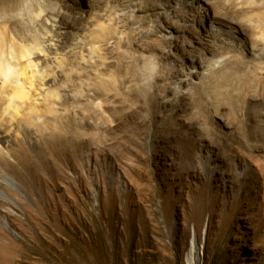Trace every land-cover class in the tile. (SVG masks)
I'll return each mask as SVG.
<instances>
[{
    "label": "rangeland",
    "instance_id": "1",
    "mask_svg": "<svg viewBox=\"0 0 264 264\" xmlns=\"http://www.w3.org/2000/svg\"><path fill=\"white\" fill-rule=\"evenodd\" d=\"M194 238L264 264V0H0V264H189Z\"/></svg>",
    "mask_w": 264,
    "mask_h": 264
},
{
    "label": "bare ground",
    "instance_id": "2",
    "mask_svg": "<svg viewBox=\"0 0 264 264\" xmlns=\"http://www.w3.org/2000/svg\"><path fill=\"white\" fill-rule=\"evenodd\" d=\"M42 16H44L43 14H41ZM41 16V17H42ZM50 20V19H49ZM48 19H46V21H45V24H47V25H49V26H51L52 27V29H53V27H54V24H55V22H50ZM48 26V27H49ZM37 30H36V28L35 29H31V31H30V35L29 36H31V38L33 39V43L32 44H29L28 46H23V44H22V51H23V54L21 55V57H23V58H25L26 59V61H27V70L29 69V71L31 72V74H32V76H33V78H35V79H37V78H41V80L43 81V79H47V76L46 75H44V74H41V75H39V69H38V66H39V64H38V62H37V59L39 58V57H43V58H48V56H49V53H50V51L51 50H55L57 47H58V43L60 42V39H58L57 38V36H56V34H54L53 33V30H52V33H50V34H48V32H47V34H48V37H44V38H42L41 40H39L38 39V37L36 36L37 35ZM101 32V31H100ZM104 35V33L103 32H101V34L99 35V36H97L98 38H101L102 36ZM101 36V37H100ZM104 37V36H103ZM50 39V40H49ZM13 44V43H12ZM14 45V44H13ZM13 45H12V52H11V54H12V58L10 59V61L11 62H15V61H21V57L18 55V54H16L15 52V50H14V47H13ZM93 52V51H92ZM91 53V52H90ZM94 57V56H93ZM93 59V58H92ZM83 61H84V64H86V65H89L90 64V60H89V58H88V60H86L85 58L83 59ZM17 63V62H16ZM15 63V64H16ZM11 65V64H10ZM14 65V64H13ZM2 67V66H1ZM11 68L12 67H10L9 65H8V68H7V66H6V69L8 70V71H11ZM90 68H93V67H90ZM3 69V68H2ZM119 69H121V68H119ZM16 71H15V79H14V77H13V81H17V78L20 76V74H18L17 73V69H15ZM89 70V69H88ZM19 71V70H18ZM124 71H126V70H119V72H124ZM6 72V71H5ZM8 73V72H7ZM4 74V73H3ZM119 74V73H118ZM5 75V74H4ZM140 75H136V74H131V73H129V75H128V77L127 78H125V79H123L122 80V82H121V86H122V83L123 84H126V83H128V82H130V83H139L140 81H142V79L143 78H140L139 77ZM8 77V76H7ZM12 77V76H11ZM5 79V78H4ZM19 81V80H18ZM4 83H6V82H4ZM134 83V84H135ZM259 83H261V84H263V81H261L260 80V82ZM146 91L145 90H143V88L142 87H140V88H136V89H134V90H132V94H134V95H137V96H140V94H143V93H145ZM11 94V102H15V101H19V102H21V101H24L25 100V98H26V96H27V94L23 91V90H21V91H19V90H16V89H13V91L10 93ZM147 94V93H146ZM131 115H135V116H138V113L137 112H131ZM15 118V117H14ZM16 119V118H15ZM212 128H206L205 130H204V133H212V130H211ZM55 134V133H54ZM203 135V134H202ZM54 136H56V135H54ZM60 139L61 140H64V136H62V135H60ZM198 254H200L199 253V249H198V244H197V241H196V239L194 238L193 240H192V245H191V251H190V258H189V264H200L199 262V260H198Z\"/></svg>",
    "mask_w": 264,
    "mask_h": 264
}]
</instances>
